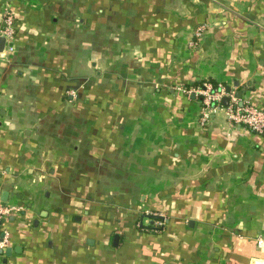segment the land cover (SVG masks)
Here are the masks:
<instances>
[{
	"label": "crops",
	"instance_id": "obj_1",
	"mask_svg": "<svg viewBox=\"0 0 264 264\" xmlns=\"http://www.w3.org/2000/svg\"><path fill=\"white\" fill-rule=\"evenodd\" d=\"M7 14L0 264H264V137L187 92L264 109V0H0V36Z\"/></svg>",
	"mask_w": 264,
	"mask_h": 264
},
{
	"label": "built area",
	"instance_id": "obj_2",
	"mask_svg": "<svg viewBox=\"0 0 264 264\" xmlns=\"http://www.w3.org/2000/svg\"><path fill=\"white\" fill-rule=\"evenodd\" d=\"M204 27H198L194 31L195 41L190 43L191 46L197 45L198 39L202 37ZM2 35L6 37V42L13 40L15 36L14 20L10 14L4 18V27L1 31ZM188 93H194L201 98L202 109V124L208 122L212 113L224 111L233 124L242 125L250 131L264 137V109L253 107L249 104L238 105L233 95L226 92L222 85L214 86L212 83L204 82L195 89L187 90ZM229 97L232 102L228 106H222L221 101L224 97ZM14 210L0 203V225L2 221ZM259 249L264 250V237H259L256 240ZM7 244V238L1 234L0 228V250Z\"/></svg>",
	"mask_w": 264,
	"mask_h": 264
},
{
	"label": "water",
	"instance_id": "obj_3",
	"mask_svg": "<svg viewBox=\"0 0 264 264\" xmlns=\"http://www.w3.org/2000/svg\"><path fill=\"white\" fill-rule=\"evenodd\" d=\"M5 45H6V37H5L4 35H2V36H0V53L4 50ZM226 91H227V92H230V89H227ZM240 97H241V96H240ZM224 100H225V101H228L227 98H225ZM226 106H228V104H227ZM3 252H4L3 249H1V250H0V254H2ZM5 252H6V254H7L8 256L11 255V251H10L9 249H6Z\"/></svg>",
	"mask_w": 264,
	"mask_h": 264
}]
</instances>
